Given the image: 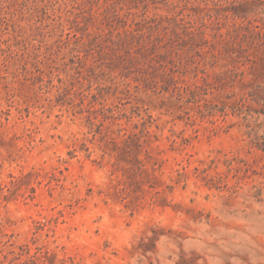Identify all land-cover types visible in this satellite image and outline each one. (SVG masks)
Listing matches in <instances>:
<instances>
[{"label": "rangeland", "instance_id": "rangeland-1", "mask_svg": "<svg viewBox=\"0 0 264 264\" xmlns=\"http://www.w3.org/2000/svg\"><path fill=\"white\" fill-rule=\"evenodd\" d=\"M0 264H264V0H0Z\"/></svg>", "mask_w": 264, "mask_h": 264}]
</instances>
